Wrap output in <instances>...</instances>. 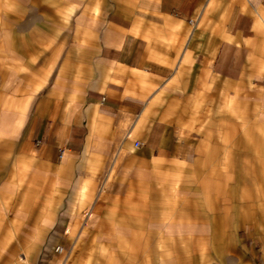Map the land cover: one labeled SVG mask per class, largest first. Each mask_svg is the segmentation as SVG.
Instances as JSON below:
<instances>
[{"label": "crops", "instance_id": "obj_1", "mask_svg": "<svg viewBox=\"0 0 264 264\" xmlns=\"http://www.w3.org/2000/svg\"><path fill=\"white\" fill-rule=\"evenodd\" d=\"M13 20L0 226L45 228L65 264H264V0H14Z\"/></svg>", "mask_w": 264, "mask_h": 264}, {"label": "rangeland", "instance_id": "obj_2", "mask_svg": "<svg viewBox=\"0 0 264 264\" xmlns=\"http://www.w3.org/2000/svg\"><path fill=\"white\" fill-rule=\"evenodd\" d=\"M13 8L14 0H0V157L9 152L7 144L11 138L10 133H7L8 127L16 119L20 118L21 122L24 120V117L19 115L24 110V102L22 100L19 101V96L22 95L24 90H22L23 87L21 85L14 81L12 66L13 64L17 65L15 61H20L19 57L24 58L28 54L16 53L17 58H14L12 49L18 42L13 33ZM18 80L19 78H16V81ZM4 127L5 132L3 131ZM1 175L3 174L0 172ZM4 183L5 195L2 196V199L6 205H13V199L15 198L11 197L12 186L7 185L6 176ZM3 216V226H0V264H30L28 259L26 263L20 261L21 257L28 256L27 248H31L34 253L36 264H51L52 262L65 264L64 258L66 254L68 256L72 244L64 243L60 239L54 240L53 243H47L45 228L41 226V228L38 227L35 230L38 243L32 245L23 244L24 241H27L33 235L34 230L30 228L32 221L25 219L21 214L12 212H5ZM9 221L15 226L11 227L8 223ZM57 247L63 249L61 254L55 252Z\"/></svg>", "mask_w": 264, "mask_h": 264}, {"label": "built area", "instance_id": "obj_3", "mask_svg": "<svg viewBox=\"0 0 264 264\" xmlns=\"http://www.w3.org/2000/svg\"><path fill=\"white\" fill-rule=\"evenodd\" d=\"M134 145H135V147H138L140 145V143L139 142H135ZM62 158H63V151L60 150L59 153H58V159H62ZM55 252L58 253V254H61L63 252V249L60 248V247H57L55 249Z\"/></svg>", "mask_w": 264, "mask_h": 264}]
</instances>
